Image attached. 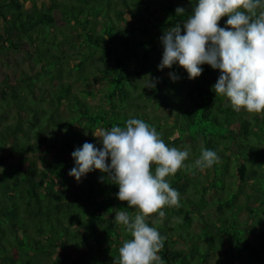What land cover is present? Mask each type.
I'll use <instances>...</instances> for the list:
<instances>
[{
	"label": "trees",
	"instance_id": "16d2710c",
	"mask_svg": "<svg viewBox=\"0 0 264 264\" xmlns=\"http://www.w3.org/2000/svg\"><path fill=\"white\" fill-rule=\"evenodd\" d=\"M25 1L0 0V56L6 51L8 64L9 51L15 53L11 74L0 66V264L118 260L131 234L110 219L139 209L119 200L117 185L101 179L100 171L80 182L68 171L70 153L85 142L75 124L90 134L123 127L133 117L154 127L167 145L189 149L184 167L165 177L180 193L179 206L165 205L163 218L151 213L146 220L165 237L163 264H264V112L234 110L227 98L215 96L211 86L219 70L207 64L193 79L182 66L157 69L159 37L172 25L182 28L189 0ZM177 6L186 13L176 14ZM226 19L218 24L225 26ZM73 48H83L76 61L67 52ZM169 72L179 78L173 82ZM72 73L86 88L72 90ZM146 74L160 78L155 89L142 88ZM92 83L96 91L87 89ZM89 95H99L100 102L91 106ZM162 102L172 113L164 123L146 111ZM12 106L27 113L16 124L6 115ZM62 108L69 114L61 115ZM45 128L60 139L48 140ZM202 148L215 150L218 162L197 166ZM9 156L13 160L6 162ZM92 240L107 258L88 252Z\"/></svg>",
	"mask_w": 264,
	"mask_h": 264
},
{
	"label": "clouds",
	"instance_id": "9594fccd",
	"mask_svg": "<svg viewBox=\"0 0 264 264\" xmlns=\"http://www.w3.org/2000/svg\"><path fill=\"white\" fill-rule=\"evenodd\" d=\"M189 3L191 11L182 22L183 34L181 24H175L159 37L162 55L157 69L182 66L188 79H193L202 74V66L207 64L219 70L211 86L215 96L227 98L234 110L264 112V0ZM175 13L186 10L177 6ZM225 15V26H220L218 21ZM168 75L173 82L179 78L175 72ZM146 76L142 88L155 89L160 78ZM94 136L101 146L85 141L74 147L70 153L73 167L68 175L80 182L89 172L99 170L104 174L101 179L107 176L117 185L115 195L119 200L139 209L134 216L125 210L117 211L110 219L131 234L119 247L114 264H163L159 252L165 237L145 217L158 213L163 218L165 205L179 206L180 193L165 177L184 167L189 149L167 145L154 127L135 117L127 119L123 127L115 125ZM218 160L215 150L202 148L195 164L208 168Z\"/></svg>",
	"mask_w": 264,
	"mask_h": 264
},
{
	"label": "rangeland",
	"instance_id": "374dc122",
	"mask_svg": "<svg viewBox=\"0 0 264 264\" xmlns=\"http://www.w3.org/2000/svg\"><path fill=\"white\" fill-rule=\"evenodd\" d=\"M44 1H46L47 3H48V0H44ZM37 4H40V0H36L35 1ZM25 3L26 4H30V6H31V0H26L25 1ZM1 39V38H0ZM18 42H23V41H18ZM0 43H1V40H0ZM20 43V44H21ZM23 45L24 46H30V45H28L27 43H23ZM65 47L66 48H68V46L67 45H65ZM31 50L33 49L32 47L30 48ZM83 48H73V49H68L67 50V52L69 53V54H72V56H73V58H74V60L76 61V60H78V55H79V52H80V50H82ZM22 51V50H21ZM10 52V54H8V58H9V62H8V64H7V57H5L6 55H7V52L5 51V53H4V55H1L0 56V66H1V69L2 70H5L6 72H8V73H10L11 74V69L13 70L14 69V64H13V57L15 58V53H14V50H13V52L12 51H9ZM13 54V55H12ZM76 56V57H75ZM4 61H6L5 62V65H4ZM133 62V61H132ZM22 65V64H21ZM47 66H51L50 68L53 70L54 69V71H57V67H55V65H53L52 63H48L47 64ZM87 69H88V66H87ZM94 69L96 70V67H94ZM27 70L25 69V71H23V72H21V73H24V72H26ZM27 74V73H26ZM28 77V80L30 79L29 78V75H26V76H24V78H27ZM73 78H75V74L74 73H72V75L70 76V77H68V81L69 82H71V83H73V85H72V90H74V89H82L83 87L84 88H86V86H84L83 84H81V82L80 81H75L74 82V80H73ZM1 79H3L4 80V78H3V76H2V78ZM140 80L142 81V82H145V79L143 78H140ZM46 83H47V81H45ZM89 82V81H88ZM135 82H137L138 83V81H136L135 80ZM40 82L39 81H37V84L36 85H38ZM139 84H140V82H139ZM87 89H90V90H92V91H96L97 90V85L95 84V83H92V84H90L88 87H87ZM37 90V92H40L38 89H36ZM30 93L31 92H28V90L27 91H25V89H24V95L26 96V95H30ZM34 94H36V91H34V90H32V94L31 95H34ZM86 101H87V103L88 104H90L91 106H95V105H97L99 102H100V96L99 95H96V96H90L89 95V97L86 99ZM146 111L149 113V117H151V116H157L158 117V119H159V121L161 122V123H164L165 122V118L167 117V116H169L170 114H172L171 113V109L167 106V104L166 103H160V104H154V103H150L149 105H148V107H147V109H146ZM61 113V115H68L69 113H68V110H67V108H62L61 109V111H60ZM6 115H7V117L9 118V122L11 123V124H13V123H18V122H20V116H21V118H23V117H25L26 115H27V113H25L24 112V110H22V111H20L19 109H17V107L16 106H12V107H10V109L8 108V110H6ZM15 123V124H16ZM4 123L3 122H1L0 123V125H3ZM21 126V125H20ZM75 126H76V128H79V130L80 131H82L83 132V137H84V139H85V141H87V142H92V141H94L95 143H96V145H97V147H100L101 145L99 144V138L98 137H95L94 135H98L99 134V132L101 131V129L100 128H96V129H94V131L92 132V133H88V132H86L85 130H83L82 128H83V125H79V124H75ZM45 134H46V136H47V138H48V140H50L51 138H56V139H60L59 137V135H60V133H58V135L57 136H53V133H49V129H47V128H45L44 129V131H43ZM62 132V131H61ZM94 134V135H93ZM176 137V134H173L172 136H171V139L172 138H175ZM181 142V140H179V141H177L176 143H180ZM261 152H262V150H260ZM4 154H7V151L5 150L4 152H3ZM263 153V152H262ZM264 154V153H263ZM13 160V158L12 157H8L7 159H6V162H11ZM98 172H99V170H95L94 172H92L91 174H93V175H95L96 173L98 174ZM90 174V175H91ZM241 199H243V198H241ZM246 215V213H245V210H242V213H241V216H245ZM110 217V215H107V218H109ZM149 218H152V216H146L145 217V220H147V219H149ZM177 218L175 217V218H172L171 220H173V221H175ZM173 221H171L170 222V224H172V222ZM119 226H121V225H119ZM167 233H170V231L168 230L167 231ZM167 235V234H166ZM186 243H182V242H176L175 243V246L176 247H181V248H186ZM98 247V248H97ZM97 250H99V246H98V244L95 242V241H91V249L88 251L91 255H94V256H96V257H100V258H107V254H105V253H97ZM83 254H85V252L83 251V252H79L78 253V257H81ZM215 258L216 257H213V259H211L210 260V263L211 262H215Z\"/></svg>",
	"mask_w": 264,
	"mask_h": 264
}]
</instances>
